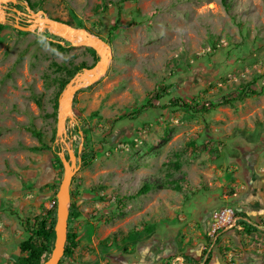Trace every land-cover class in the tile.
<instances>
[{"label": "rangeland", "instance_id": "374dc122", "mask_svg": "<svg viewBox=\"0 0 264 264\" xmlns=\"http://www.w3.org/2000/svg\"><path fill=\"white\" fill-rule=\"evenodd\" d=\"M28 9L87 30L110 51L108 70L77 91L66 123L67 143L79 165L70 187V208L76 204L81 214L68 223L80 243L74 255L59 264H121L135 253L136 243L154 237L156 228L171 226L178 227L182 256L163 264H205L208 258L209 264H264V218L257 231H224L214 243L200 222L199 228H192L184 219L188 199L205 192L210 183L226 187L229 201L223 206H236L246 192L253 193L252 200L264 193V156L257 176H252L259 179L254 190L235 178L237 172L227 169L220 175L212 167L225 143H247L255 135L258 154L264 151V0L9 4L7 22L0 23V264H12L14 256L24 255L20 245L36 219L57 207L50 205L57 201L64 160H70L64 145L52 143L66 88L57 111L56 97L67 79L55 64L71 71L85 64L76 76L99 61L90 47L75 46L79 41L44 24L30 32L17 29V24L30 25ZM116 23L120 28L110 36ZM57 43L67 51L59 50ZM248 83L256 95L208 113L174 104L178 98L193 105L234 99ZM162 88L161 99L153 101L162 108L138 113ZM31 126L44 134L63 165L52 151L34 149L40 144L27 129ZM86 151L96 156L84 167L81 156ZM145 183L152 189L138 195ZM195 250L202 253L199 258L191 257Z\"/></svg>", "mask_w": 264, "mask_h": 264}, {"label": "crops", "instance_id": "0c3cea01", "mask_svg": "<svg viewBox=\"0 0 264 264\" xmlns=\"http://www.w3.org/2000/svg\"><path fill=\"white\" fill-rule=\"evenodd\" d=\"M259 146L260 141L255 135L250 140L249 144L244 143L236 145L234 146L235 149L233 151L232 149L229 150L227 145V150H229L230 154L229 158H231L232 161L228 162V160L224 159L225 154L221 149L220 154L217 156L218 158H216L212 163V167L216 169L220 175H224V171H227V169L228 172L230 170L231 173L237 172L234 175L235 178L240 179L242 183L248 186L251 190L254 188L253 184L259 180L252 177L254 176L253 173L257 176L256 170L260 167L262 162L261 158L264 156V151L258 154ZM244 163H248L251 167H253V173L249 174L250 176L248 175V180L242 178L243 175L250 173L249 167L247 170H244ZM213 184L214 183H210L209 189H206L205 192L195 193L188 199L189 202L187 204V211L189 210V213L184 215V219L190 222L192 228H197L198 222H200V226H202L200 228L201 231L204 234H207V230L209 229L212 221L213 213L220 207L222 208L224 206L234 207L240 215L246 217L253 225H257L258 221H260L261 218H264V193L259 194L254 197V200H252L249 199V195H252L253 193L246 192L245 194L248 195L244 196V194V197L241 198L242 202L236 203V206H233L232 204H226L223 206L224 202L229 201L227 195L225 194L226 187L223 183H217L218 185L216 186ZM238 198L240 197L233 199L232 202L237 201ZM186 224L187 223H184L183 225ZM177 228L178 227L174 226L166 227L165 230L162 228H156V234H154V237H148V240L144 239L140 242L137 247H135V253L131 251V254L128 255L129 258H125V261H122L121 264H163V261H172L173 259L179 257V230ZM235 231L237 230H230L227 233ZM204 248L205 247H203V249ZM190 253L191 257L193 256L195 258H199V256L202 255L201 252L196 250ZM180 256H182V254H180ZM120 260L122 259L119 258V261Z\"/></svg>", "mask_w": 264, "mask_h": 264}, {"label": "trees", "instance_id": "16d2710c", "mask_svg": "<svg viewBox=\"0 0 264 264\" xmlns=\"http://www.w3.org/2000/svg\"><path fill=\"white\" fill-rule=\"evenodd\" d=\"M25 1H27L29 3V0H25ZM43 2L44 1H42L41 4ZM224 5L228 8V4L225 3ZM30 6L32 7V9L35 7L34 5H31V3H30ZM16 8L22 9V6L18 5ZM119 17H120V13H119ZM119 28H120L119 24L116 23L113 27H111V29L109 31V35L111 36L113 34V32L117 31ZM3 29H4V25L0 24V32L3 31ZM56 47L61 51H67V47L62 45L61 43H57ZM89 50L91 52H93V54L95 55L96 52L93 49H89ZM55 65L57 68L56 71H58V72L64 71L66 76H67V79L61 81L60 90H59L57 97H56L55 110L57 111L58 110V99H59L60 94L66 88V85L69 83L71 78H73L75 76L76 72L82 70L84 68L85 64H83L81 67L75 68L74 71H71L68 68H65V67L57 65V64H55ZM251 86H253V83H248V84L243 86L242 91L238 95V97H236L234 99H225L224 98L217 103H205L202 105H193L192 103H189L183 99L178 98V99L174 100V104L181 103L182 106L188 108L189 110H191L192 112H195V113H208L210 110H212L216 107L228 105L235 100H243L245 97H248L250 95H256L257 92L254 91L253 89H251ZM162 90H163L162 92H159V91L155 92L153 99L151 101H148V103L146 105L142 106L139 109L138 113H142V112L147 111L149 109L156 110L157 108L158 109L162 108V107H159L158 105H156L155 103H153V101L161 99L162 94L165 92L164 88H162ZM56 111H55V113H53V116H56ZM27 129H28V131H30L32 133V135L34 137L37 138V140L40 144L39 147H36L34 149L37 151H44V150L52 151V154L53 153L55 154L57 161H59L60 164L63 165L60 158H59V155H58L56 149H53L51 145L47 144L44 141V134L41 131H39L38 129H36L34 126H31ZM55 140H56V136H53L52 143H54ZM238 143L244 144V141L243 142L238 141ZM234 144H236V143H229V144L225 143L224 147L222 148L223 153L225 154L224 159L228 160V162L232 161L231 158H229V156H230L229 150L232 149V151H233L235 149ZM239 144H236V145H239ZM246 144H249V142L247 141ZM227 145H228L229 150H227ZM225 146H226V148H225ZM255 147H256V145H255ZM261 151H262V149H261ZM95 156H96L95 152L94 153L90 152V151L83 152L82 156H81L82 165L84 167L87 166L95 158ZM243 165H244V170L245 169L247 170L248 167L250 169L249 170L250 173H248L247 175H243V177H242L243 179L248 180L249 179L248 175L253 173V167H251L248 163H244ZM151 189H152V187L150 186V184L145 183L143 185L142 189L138 192V195L147 194ZM80 215L81 214H80L76 204L72 203L71 208H70L69 223L77 220L80 217ZM55 223H56V208L50 210L45 217H41V219L37 218L34 225H33L34 228L30 231L31 235L28 237L27 240L23 241L20 245V252H21V254H24V255L14 256L12 264H44L49 259L50 255L52 253V250H53L54 241H55V231H54ZM70 225L71 224H69V227H68V236H67V242H66V247H65V254H64L63 258H71L74 255L75 250L78 248L79 243H80L79 235L77 233H75L73 230H71ZM241 225L249 233H252L253 231L258 230V227L253 226V225H248L245 222L241 223ZM140 242L141 241L136 243V246ZM204 262H205V264H209L210 259L209 258L205 259Z\"/></svg>", "mask_w": 264, "mask_h": 264}, {"label": "water", "instance_id": "95a60500", "mask_svg": "<svg viewBox=\"0 0 264 264\" xmlns=\"http://www.w3.org/2000/svg\"><path fill=\"white\" fill-rule=\"evenodd\" d=\"M9 4H17V0H0V23L7 22V14L5 9ZM18 15H25L24 13L15 10ZM29 26L22 27L17 24L15 27L19 30L26 32L32 31L34 28L40 27L44 24L45 27H49L56 31L66 39H73L74 35H80L84 39L81 42H77L74 45L87 46L93 49L98 57L99 61L95 66L90 69H85L83 72L78 73L67 85L59 99V110L57 117V139L56 141L66 147L69 155V162L64 160L65 175L57 193V210H56V223L54 227L55 241L52 253L49 259L44 264H59L65 254V247L68 236V220L70 212V187L72 180L79 168L78 157L74 150L67 143V131L66 123L68 118H72V104L73 98L77 91L81 88L95 83L101 78V76L108 70L110 61V51L107 49L104 41L97 37L92 36L85 29H77L66 23L59 22L50 19L44 12L33 13L28 9ZM42 16V17H40ZM20 17L16 18L17 23L20 22Z\"/></svg>", "mask_w": 264, "mask_h": 264}, {"label": "built area", "instance_id": "2783aa9c", "mask_svg": "<svg viewBox=\"0 0 264 264\" xmlns=\"http://www.w3.org/2000/svg\"><path fill=\"white\" fill-rule=\"evenodd\" d=\"M56 205L57 201H54L50 207ZM240 220L241 218L231 206H224L217 209L212 215L211 226L208 232L209 238L211 241H215L219 233L238 227Z\"/></svg>", "mask_w": 264, "mask_h": 264}, {"label": "clouds", "instance_id": "9594fccd", "mask_svg": "<svg viewBox=\"0 0 264 264\" xmlns=\"http://www.w3.org/2000/svg\"><path fill=\"white\" fill-rule=\"evenodd\" d=\"M56 199H57V197H56ZM231 207H232V206H231ZM232 208H234V207H232ZM56 210H57V207H56ZM234 210H235V209H234ZM235 211H236V210H235ZM236 213L239 215V217L241 218V220L238 222V227H236V228H234V229H239V228H241V227H242L241 223H243V222L247 223L248 225H253V224L250 223L249 220H247L246 217H243L242 215H240L239 212L236 211ZM210 226H211V223H210ZM253 226L258 227L257 225H253ZM68 227H69V224H68ZM209 229H210V227H209ZM209 229L207 230V235H208ZM234 229H231V230H234ZM208 237H209V236H208ZM218 237H219V235H218ZM218 237L216 238V240L218 239ZM209 239H210V238H209ZM210 240H211V239H210ZM216 240H215V241H216ZM215 241H211V242L214 243ZM204 249H205V248H204ZM61 260H62V259H61Z\"/></svg>", "mask_w": 264, "mask_h": 264}, {"label": "bare ground", "instance_id": "6f19581e", "mask_svg": "<svg viewBox=\"0 0 264 264\" xmlns=\"http://www.w3.org/2000/svg\"><path fill=\"white\" fill-rule=\"evenodd\" d=\"M41 25H42V24H41ZM73 39H74L75 41L77 40V41L81 42V41H83L84 38H83L82 36H80V35H74V36H73ZM75 43H76V42H75Z\"/></svg>", "mask_w": 264, "mask_h": 264}]
</instances>
